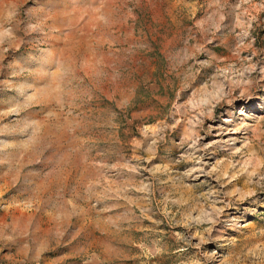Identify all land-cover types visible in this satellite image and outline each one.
<instances>
[{
    "label": "rangeland",
    "instance_id": "1",
    "mask_svg": "<svg viewBox=\"0 0 264 264\" xmlns=\"http://www.w3.org/2000/svg\"><path fill=\"white\" fill-rule=\"evenodd\" d=\"M0 264H264V0H0Z\"/></svg>",
    "mask_w": 264,
    "mask_h": 264
},
{
    "label": "bare ground",
    "instance_id": "2",
    "mask_svg": "<svg viewBox=\"0 0 264 264\" xmlns=\"http://www.w3.org/2000/svg\"><path fill=\"white\" fill-rule=\"evenodd\" d=\"M206 156H207V153H206V152H204V153L201 155V159H205V158H206Z\"/></svg>",
    "mask_w": 264,
    "mask_h": 264
}]
</instances>
